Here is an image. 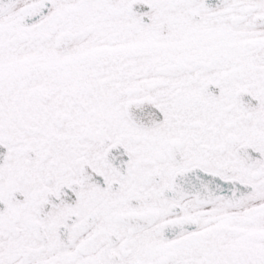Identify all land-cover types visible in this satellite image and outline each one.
<instances>
[{
	"label": "snow or ice",
	"instance_id": "obj_1",
	"mask_svg": "<svg viewBox=\"0 0 264 264\" xmlns=\"http://www.w3.org/2000/svg\"><path fill=\"white\" fill-rule=\"evenodd\" d=\"M0 264H264V0H0Z\"/></svg>",
	"mask_w": 264,
	"mask_h": 264
}]
</instances>
